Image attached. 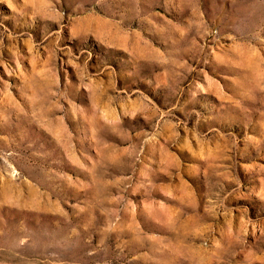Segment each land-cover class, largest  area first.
I'll return each instance as SVG.
<instances>
[{"label":"rangeland","instance_id":"rangeland-1","mask_svg":"<svg viewBox=\"0 0 264 264\" xmlns=\"http://www.w3.org/2000/svg\"><path fill=\"white\" fill-rule=\"evenodd\" d=\"M0 264H264V0H0Z\"/></svg>","mask_w":264,"mask_h":264}]
</instances>
